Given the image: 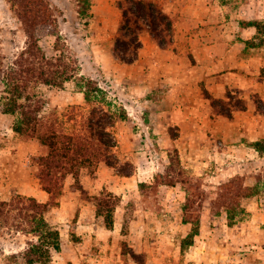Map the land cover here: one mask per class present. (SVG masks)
I'll return each instance as SVG.
<instances>
[{"label": "rangeland", "instance_id": "374dc122", "mask_svg": "<svg viewBox=\"0 0 264 264\" xmlns=\"http://www.w3.org/2000/svg\"><path fill=\"white\" fill-rule=\"evenodd\" d=\"M82 1L49 0L57 21L51 33L39 40L50 55L58 35L65 55L76 63L77 73L95 80L100 89L87 104L76 79L65 82L63 88L37 85V92L45 100L41 116L47 121L54 119L55 128L67 134L81 131L92 106L119 115L125 112L127 102L123 96L126 89L116 85V74L106 61L108 45L120 22L117 0H88L86 14L80 12ZM154 1L173 21L188 17L190 9L197 10L198 16L220 14L232 33L237 30V21L264 14V0ZM263 35L243 34L247 36L246 45L255 47L248 49L256 61L255 73L247 76L258 83L254 87L257 92L248 93L246 89L242 95L227 93V98L215 102V115L223 111L231 115L222 120L224 123L216 119L207 135L191 138L185 125L170 123L167 127V121L158 125L160 119L155 117L147 118V127L132 125L127 118L115 121L111 128L115 137L112 151L119 167L131 170L135 177L124 183L114 182L115 192L123 197L115 211L116 227L110 233L113 241L109 259L67 261L51 251L49 259L33 264H264V149L258 151L253 145L264 143ZM26 42L9 1L0 0V201L41 189L37 157L45 155L47 148L35 137L15 133L12 126L18 114L3 112L2 71ZM247 101L254 105L251 112H239L247 108ZM235 110L238 115L233 117ZM93 169H78L70 186L71 179L59 182L60 201L45 214L53 228L65 216L63 192L100 191L99 183H89L94 178ZM138 192L145 194L143 203ZM73 201L76 207L81 200L75 196ZM6 218V223L0 218V264H26L24 250L36 238L19 230L29 227L17 226L23 221L16 210L10 209ZM191 231L196 232L192 244L182 250L181 240ZM71 234L75 238L73 231ZM132 253L143 258L142 262L132 260Z\"/></svg>", "mask_w": 264, "mask_h": 264}, {"label": "trees", "instance_id": "16d2710c", "mask_svg": "<svg viewBox=\"0 0 264 264\" xmlns=\"http://www.w3.org/2000/svg\"><path fill=\"white\" fill-rule=\"evenodd\" d=\"M8 1L21 22L27 42L2 71L3 112L18 114V119L12 126L15 133L35 137L47 148L45 155L37 157V171L41 188L48 192L50 197L46 202H39L32 196L19 195L9 201H0V218L3 217L2 221L6 223L9 210H16L18 218L23 221L17 226L28 225L27 230H19L36 238L28 243L23 253L25 263L33 264L49 259L51 249H59V233L47 222L45 213L57 203L60 194L59 182L67 174H72L76 179L78 169L94 168L99 161L114 169L118 175L129 176L132 171L121 169L112 151L115 137L111 128L117 119H126L124 111L116 115L101 106H92L81 131L70 134L56 129L54 119L47 121L41 116L45 100L36 90L38 84L63 88L65 82L76 79L78 91L83 93L87 104L94 97L93 93L100 89L95 80L77 73L76 63L65 55L58 35H55L52 54L47 55L39 45L41 36L51 33L57 21L49 0ZM117 7L120 10V22L113 39L112 51L121 62L132 63L137 59L141 47L139 33L142 30H146L160 48L171 45L173 19L156 1L117 0ZM87 9L88 0H83L80 12L86 14ZM241 26H253L257 33L264 34V20L242 21ZM221 100L222 98L210 97L211 107L214 109L215 102ZM219 114L229 118L231 115L226 111ZM253 145L258 151L264 149V143L257 141ZM169 183L172 185V182L167 184ZM103 190L94 198L96 214L103 217L107 227H111L112 213L119 197ZM194 235L196 232L191 231L181 240L182 250L192 244ZM131 257L137 263L143 259L137 258L134 253Z\"/></svg>", "mask_w": 264, "mask_h": 264}, {"label": "crops", "instance_id": "0c3cea01", "mask_svg": "<svg viewBox=\"0 0 264 264\" xmlns=\"http://www.w3.org/2000/svg\"><path fill=\"white\" fill-rule=\"evenodd\" d=\"M221 8L223 5L220 11ZM189 11V18L173 21L172 43L166 48H160L149 33L142 30L139 33L141 47L137 59L132 63L117 59L112 51L113 41L109 43L106 61L111 63V69L116 74V85L126 89L123 96L127 99L124 107L128 123L147 127V118L155 117L160 119L158 125H163L166 121L167 127L170 123L178 127L185 125L191 138L192 135L199 137L212 131L216 119H219L218 123L225 122L222 121L224 115L214 114L210 97L224 99L227 98V93L242 95L246 89L247 92L250 91L248 93L257 92L254 87L258 83L254 77L247 76L248 73H255L256 61L251 52H248V49L255 47L246 45L247 36L243 34L260 33L253 26H241L242 21L252 18L237 21V30L232 33L229 23L225 25L223 22L226 19L221 18L222 15L207 12L205 16H198L197 10ZM256 19L264 20V14L256 16ZM79 93L83 97L82 92ZM246 103L247 108L239 112H251L253 103ZM237 112L238 110L233 111L232 116L236 117ZM82 169L87 170L86 167ZM111 169L103 161H99L93 169L94 178L89 182L90 185L99 183L100 191L106 189L119 197L112 213L111 227H107L103 217L96 214L94 198L100 191L63 192L65 216L62 223L55 227L59 233V249H51L60 258L67 261H73V258L83 261L102 258L106 261L111 256L110 243L113 240L110 239V233L116 227L115 211L123 197L121 192H115L114 182L118 180L124 183L135 177L133 173L129 176L110 173ZM90 175L85 173V177ZM64 179H71L69 186L75 180L72 174H67ZM69 186L65 190L68 191ZM86 187L88 189L87 185ZM138 193L143 203L145 194ZM26 194L39 202H46L50 197L42 188L30 190ZM75 196L81 200L76 207L73 201ZM57 201H60L59 198ZM59 207H62L61 203ZM72 231L75 238H72ZM106 246L107 251H104ZM122 256L125 257L124 254Z\"/></svg>", "mask_w": 264, "mask_h": 264}]
</instances>
